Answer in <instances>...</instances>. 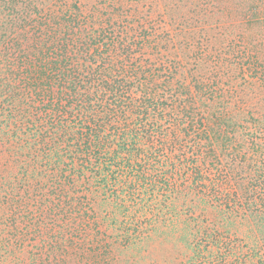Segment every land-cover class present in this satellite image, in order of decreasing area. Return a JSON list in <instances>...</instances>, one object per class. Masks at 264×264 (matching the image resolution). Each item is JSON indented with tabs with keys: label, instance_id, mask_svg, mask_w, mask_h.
<instances>
[{
	"label": "trees",
	"instance_id": "trees-1",
	"mask_svg": "<svg viewBox=\"0 0 264 264\" xmlns=\"http://www.w3.org/2000/svg\"><path fill=\"white\" fill-rule=\"evenodd\" d=\"M0 264H264V0H0Z\"/></svg>",
	"mask_w": 264,
	"mask_h": 264
}]
</instances>
